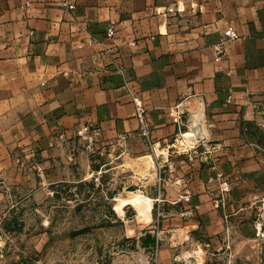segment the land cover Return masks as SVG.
Listing matches in <instances>:
<instances>
[{"label": "crops", "instance_id": "obj_1", "mask_svg": "<svg viewBox=\"0 0 264 264\" xmlns=\"http://www.w3.org/2000/svg\"><path fill=\"white\" fill-rule=\"evenodd\" d=\"M24 1L0 0V194L68 180L86 126L98 148L160 158L188 187L161 202L208 236L245 226L264 197V0ZM176 1L185 10L167 13Z\"/></svg>", "mask_w": 264, "mask_h": 264}, {"label": "rangeland", "instance_id": "obj_2", "mask_svg": "<svg viewBox=\"0 0 264 264\" xmlns=\"http://www.w3.org/2000/svg\"><path fill=\"white\" fill-rule=\"evenodd\" d=\"M76 139L68 180L0 194V264H264V197L228 239L208 236L198 215L161 202L188 187L160 158Z\"/></svg>", "mask_w": 264, "mask_h": 264}, {"label": "built area", "instance_id": "obj_3", "mask_svg": "<svg viewBox=\"0 0 264 264\" xmlns=\"http://www.w3.org/2000/svg\"><path fill=\"white\" fill-rule=\"evenodd\" d=\"M24 4H25V6H27L29 4V0H25ZM62 5L66 6L69 10L73 9V6L67 4L66 1H64L62 3ZM184 10H185V8H184V5H183L182 1H176L173 6H170V7L167 8V13H169V14H173V13L180 14ZM107 35L108 36H112L113 35L112 28L108 29ZM225 36L228 39H234L236 37L235 34L230 29L225 32ZM220 52H221L220 50L217 52L216 60L219 59ZM119 73L122 75V72L119 71ZM123 88L128 93V95H129V97L131 99V102H132V104L134 106L135 117L138 120L139 129H140L141 135L144 138L148 139L149 132H148L147 125H146V120H145V110H144V108H143V106H142V104H141V102H140V100L138 98V95H137V92H136V88L132 84L131 81L126 80L124 78H123ZM76 134H77L78 137H83L86 141H89V142H93V139L96 138V136L98 135L96 130H90L86 126L82 127L81 129H79L76 132ZM186 154H187L188 161L192 162L194 160L193 155L189 151ZM38 172L40 173L41 170L38 169ZM222 186H223V188H222L223 192H228L229 191V185H228V183L226 181H224L222 183ZM180 200H182L184 202H188L189 201V197L187 195H185L182 198H180Z\"/></svg>", "mask_w": 264, "mask_h": 264}, {"label": "bare ground", "instance_id": "obj_4", "mask_svg": "<svg viewBox=\"0 0 264 264\" xmlns=\"http://www.w3.org/2000/svg\"><path fill=\"white\" fill-rule=\"evenodd\" d=\"M143 162H146V164H147V163H149V161H146V160H145V161H143Z\"/></svg>", "mask_w": 264, "mask_h": 264}]
</instances>
